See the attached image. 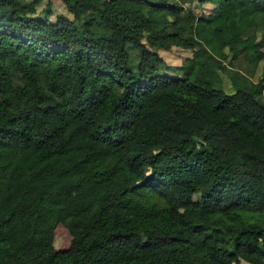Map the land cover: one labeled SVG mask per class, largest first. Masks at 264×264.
Returning <instances> with one entry per match:
<instances>
[{"label": "trees", "instance_id": "trees-1", "mask_svg": "<svg viewBox=\"0 0 264 264\" xmlns=\"http://www.w3.org/2000/svg\"><path fill=\"white\" fill-rule=\"evenodd\" d=\"M42 1L0 0V264H264V0Z\"/></svg>", "mask_w": 264, "mask_h": 264}, {"label": "rangeland", "instance_id": "rangeland-1", "mask_svg": "<svg viewBox=\"0 0 264 264\" xmlns=\"http://www.w3.org/2000/svg\"><path fill=\"white\" fill-rule=\"evenodd\" d=\"M47 2H51L52 8L57 13L69 15L62 3V0H43L42 3L39 5L38 10H42L47 4ZM185 6L189 9H192L194 12H200V8L197 2L186 4ZM253 34L256 35L258 41L263 37L264 29L261 27L258 29H251L247 34L244 35V38H247ZM259 49L264 52V45ZM129 50L131 53L132 62L134 64V62L137 61L138 58L137 51L132 48H130ZM157 52L159 56L163 59V61H165V63L170 66H180L182 64H185L186 60L193 56V51L191 49H184L181 47H171L169 50L158 49ZM225 53L226 58H222V63L223 66H227L231 72L241 71L243 74H246L254 83H257L261 79L263 62H259L257 66H254L251 63V60L248 58L249 56H244L242 54L238 57V59H234L232 51L228 48L225 49ZM217 72L220 75L222 87L225 90H230L232 88V82L229 78V75L225 72H222L220 69H217ZM180 73L183 74L182 72ZM262 100L264 101V90L262 94ZM151 199H156V196H152ZM158 201L161 202V200L159 199Z\"/></svg>", "mask_w": 264, "mask_h": 264}]
</instances>
